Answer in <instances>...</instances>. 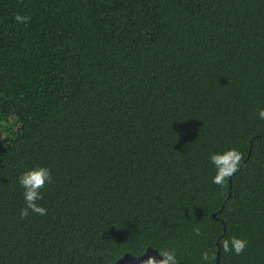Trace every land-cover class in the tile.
<instances>
[{"label": "trees", "instance_id": "obj_1", "mask_svg": "<svg viewBox=\"0 0 264 264\" xmlns=\"http://www.w3.org/2000/svg\"><path fill=\"white\" fill-rule=\"evenodd\" d=\"M262 109L264 0H0V264H264Z\"/></svg>", "mask_w": 264, "mask_h": 264}, {"label": "clouds", "instance_id": "obj_2", "mask_svg": "<svg viewBox=\"0 0 264 264\" xmlns=\"http://www.w3.org/2000/svg\"><path fill=\"white\" fill-rule=\"evenodd\" d=\"M19 20L20 17L18 16ZM260 118L264 119V109L259 112ZM242 160V154L237 152L235 149L230 150L224 155L213 154L211 156V162L217 167V175L213 178V182L216 184H222L224 180L237 171L239 164ZM51 183V173L49 169L37 168L34 170L27 171L23 173L19 178V183L22 188H24V198L26 207L21 210V217L26 218L29 214V210L38 215H45L46 209L39 204L37 201L42 200L43 196L41 194V189L45 186V183ZM232 244L236 254H241L245 247L246 241L233 238ZM225 250H228L227 244H225ZM165 264H175V257L173 255H168ZM149 264H153L149 261Z\"/></svg>", "mask_w": 264, "mask_h": 264}, {"label": "water", "instance_id": "obj_3", "mask_svg": "<svg viewBox=\"0 0 264 264\" xmlns=\"http://www.w3.org/2000/svg\"><path fill=\"white\" fill-rule=\"evenodd\" d=\"M149 261H152L153 264H161L163 259L159 256L156 251L148 250L142 256L136 258L130 255L124 256L121 260H119L116 264H149ZM219 263V253L217 256V263Z\"/></svg>", "mask_w": 264, "mask_h": 264}]
</instances>
